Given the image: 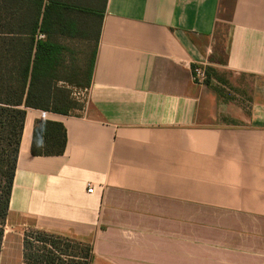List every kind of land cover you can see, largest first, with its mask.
<instances>
[{
    "label": "crops",
    "instance_id": "crops-1",
    "mask_svg": "<svg viewBox=\"0 0 264 264\" xmlns=\"http://www.w3.org/2000/svg\"><path fill=\"white\" fill-rule=\"evenodd\" d=\"M46 1L89 81L79 116L27 110L0 264L27 230L91 264H264V0ZM195 64L250 78L247 110ZM36 120L64 127L62 155H31Z\"/></svg>",
    "mask_w": 264,
    "mask_h": 264
},
{
    "label": "trees",
    "instance_id": "trees-1",
    "mask_svg": "<svg viewBox=\"0 0 264 264\" xmlns=\"http://www.w3.org/2000/svg\"><path fill=\"white\" fill-rule=\"evenodd\" d=\"M53 6L46 0H0V249L24 121L28 109L68 115L69 91L63 53L51 41ZM38 34L44 39L37 40ZM205 84L218 73L206 68ZM89 81L87 77L86 85ZM66 132L57 122H34L30 153L34 157L60 156ZM23 264H91V245L44 232L23 234Z\"/></svg>",
    "mask_w": 264,
    "mask_h": 264
},
{
    "label": "rangeland",
    "instance_id": "rangeland-1",
    "mask_svg": "<svg viewBox=\"0 0 264 264\" xmlns=\"http://www.w3.org/2000/svg\"><path fill=\"white\" fill-rule=\"evenodd\" d=\"M80 50H83L80 47H77ZM86 56L89 53V48H85ZM73 56V52H72ZM69 55V53L66 55L67 58V69H66V76L68 80H70L73 83H69L70 85L63 84L64 87L67 88L69 91V98L71 100V104H73L75 109H70L69 113L79 116L81 115V108L83 106V103L85 101V84L87 82V77L84 75L86 73V68L84 66V63L81 62V69L79 70V73L82 76H72L74 70H71L69 68V57H72ZM75 56V54H74ZM77 56H79L77 54ZM86 63V62H85ZM220 82H218L217 87L220 90L221 95L231 101L232 103H235L236 106L242 107L244 110H247L248 108V99H249V85H250V78H246L243 76H235L227 71H223L218 74Z\"/></svg>",
    "mask_w": 264,
    "mask_h": 264
},
{
    "label": "built area",
    "instance_id": "built-area-1",
    "mask_svg": "<svg viewBox=\"0 0 264 264\" xmlns=\"http://www.w3.org/2000/svg\"><path fill=\"white\" fill-rule=\"evenodd\" d=\"M37 40H42L44 39V35L42 34H38L36 36ZM192 75H193V80L195 81V83L197 84H205V81L207 79V75H206V68L203 64H195L192 67ZM89 193L93 192L92 188H89L87 190Z\"/></svg>",
    "mask_w": 264,
    "mask_h": 264
},
{
    "label": "bare ground",
    "instance_id": "bare-ground-1",
    "mask_svg": "<svg viewBox=\"0 0 264 264\" xmlns=\"http://www.w3.org/2000/svg\"><path fill=\"white\" fill-rule=\"evenodd\" d=\"M28 126H29V125H27V128H28ZM27 128H26V129H27Z\"/></svg>",
    "mask_w": 264,
    "mask_h": 264
}]
</instances>
